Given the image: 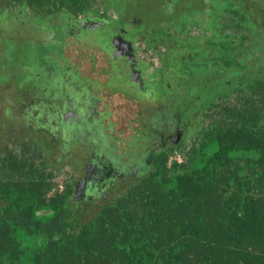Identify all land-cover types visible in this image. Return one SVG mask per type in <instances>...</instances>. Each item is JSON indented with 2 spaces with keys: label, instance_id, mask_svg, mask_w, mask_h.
Returning a JSON list of instances; mask_svg holds the SVG:
<instances>
[{
  "label": "flooded vegetation",
  "instance_id": "flooded-vegetation-1",
  "mask_svg": "<svg viewBox=\"0 0 264 264\" xmlns=\"http://www.w3.org/2000/svg\"><path fill=\"white\" fill-rule=\"evenodd\" d=\"M259 139L264 0H80L0 14V207L8 185L37 177L46 202L86 221L161 167L259 158Z\"/></svg>",
  "mask_w": 264,
  "mask_h": 264
},
{
  "label": "trees",
  "instance_id": "trees-1",
  "mask_svg": "<svg viewBox=\"0 0 264 264\" xmlns=\"http://www.w3.org/2000/svg\"><path fill=\"white\" fill-rule=\"evenodd\" d=\"M79 1L0 0V14ZM255 148L259 158L217 153L199 166L161 167L86 221L46 202L41 178L8 185L0 264H264V142ZM45 206L55 213L38 219Z\"/></svg>",
  "mask_w": 264,
  "mask_h": 264
},
{
  "label": "rangeland",
  "instance_id": "rangeland-1",
  "mask_svg": "<svg viewBox=\"0 0 264 264\" xmlns=\"http://www.w3.org/2000/svg\"><path fill=\"white\" fill-rule=\"evenodd\" d=\"M59 184H62V181H61V179L59 180Z\"/></svg>",
  "mask_w": 264,
  "mask_h": 264
}]
</instances>
